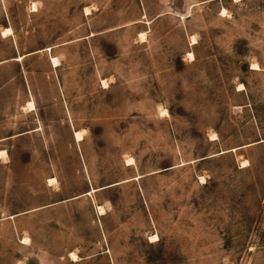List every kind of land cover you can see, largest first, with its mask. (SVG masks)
Returning <instances> with one entry per match:
<instances>
[{
	"label": "rangeland",
	"instance_id": "374dc122",
	"mask_svg": "<svg viewBox=\"0 0 264 264\" xmlns=\"http://www.w3.org/2000/svg\"><path fill=\"white\" fill-rule=\"evenodd\" d=\"M0 152V264H264V0H0Z\"/></svg>",
	"mask_w": 264,
	"mask_h": 264
},
{
	"label": "bare ground",
	"instance_id": "6f19581e",
	"mask_svg": "<svg viewBox=\"0 0 264 264\" xmlns=\"http://www.w3.org/2000/svg\"><path fill=\"white\" fill-rule=\"evenodd\" d=\"M9 32V30L7 29V31L6 32H4L5 34H7ZM4 33H2V34H4ZM52 61H53V63H56L57 62V60L55 59V58H53L52 59ZM33 104L32 103H30V106H32ZM76 133V132H75ZM76 136L79 138H81V136H80V134H79V132L78 133H76ZM2 154V152H0V155ZM51 181V180H50ZM51 183V182H50ZM92 191H95V190H92ZM99 210L100 211H102V209L101 208H99ZM75 256V255H74Z\"/></svg>",
	"mask_w": 264,
	"mask_h": 264
}]
</instances>
